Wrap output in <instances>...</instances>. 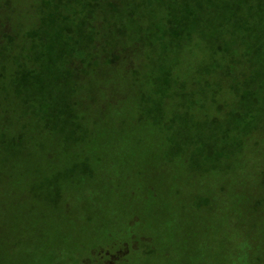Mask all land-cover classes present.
<instances>
[{
	"label": "rangeland",
	"instance_id": "374dc122",
	"mask_svg": "<svg viewBox=\"0 0 264 264\" xmlns=\"http://www.w3.org/2000/svg\"><path fill=\"white\" fill-rule=\"evenodd\" d=\"M5 1L9 11L0 0V23L13 21L16 44L1 52L0 33V264H264V190L254 180L264 170V145L255 134L226 129L235 122V101L226 86L214 95L211 56L175 53L174 79L188 97L166 101L160 116L153 106L160 92L146 83L151 70L96 72L74 94L72 108L80 117L74 130L62 128L68 120L53 113L51 94L62 84L45 77V97L37 98L39 83L16 76L15 107L28 94L37 99L41 116L15 130L19 113L9 106L17 41L34 38L54 3ZM58 3L63 13L71 6L68 0ZM243 15L255 26L264 8ZM160 18L154 27L162 28ZM45 34L47 58L38 63L40 52L32 44V55L24 58L38 72L50 70ZM161 60L172 67L170 59ZM197 68L206 72L198 77ZM217 101L225 108L222 134L210 121ZM1 107L9 110L11 125ZM257 117L252 112L236 122L240 128ZM47 123L53 130H35ZM232 138L238 140L235 152L219 158L203 153L202 145L220 150ZM122 240L131 242L118 248Z\"/></svg>",
	"mask_w": 264,
	"mask_h": 264
},
{
	"label": "trees",
	"instance_id": "16d2710c",
	"mask_svg": "<svg viewBox=\"0 0 264 264\" xmlns=\"http://www.w3.org/2000/svg\"><path fill=\"white\" fill-rule=\"evenodd\" d=\"M68 1L71 6L63 13L59 0H52V10L47 19L42 20L34 38L31 36L26 38V41H17V70L12 72L10 79L9 106L19 113L20 124H16L15 130L17 126H23L24 121L33 117L39 119L41 116V107L34 108L37 99L30 98L32 96L28 94H22L23 104L15 107V99L20 96L16 76L20 78L24 75L27 80L31 77L36 84L39 83L35 86V92L38 91L37 98L45 97V77L51 76L55 83L62 84V87H58L51 94L53 104L55 103L53 113L68 120L62 128L74 130L80 124V117L72 108L75 102L74 94L80 89L85 90L84 86L91 75L98 71L109 75L121 68L131 71L138 68L151 70L153 76L146 80V83L148 89L160 92V97L157 96L153 105L154 114L160 116L166 101L188 97L187 94L181 93L182 82H176L174 79L173 71L178 63L173 56L176 53L178 58L184 52H195L197 56L209 55L212 58V67L216 69L217 75L215 81H212L215 84L214 95L226 86V89L230 90L229 98L235 101L236 113L232 114L235 122L230 123L226 129H234L233 131L237 132L244 130L246 135L255 134L264 145V15L259 17L255 26L243 15L245 10L250 12L254 8H264V0ZM76 1L79 3L78 7ZM253 1L257 2V5ZM1 6L7 15L9 6L5 0H2ZM159 18L162 28L158 23L155 27L153 24L157 19L159 22ZM143 19L149 21L148 25H143ZM156 27L154 34L153 29ZM14 28L13 21L8 17L0 23V33L5 39L1 52L11 49L13 43L16 44ZM45 31L50 36L49 49L52 50L48 61L50 70L38 72L37 65L29 66L28 60L25 59L32 55L31 44L40 52L38 63L47 58L44 55L47 48ZM159 48H162L163 53ZM161 58L170 59L169 65L172 67L165 66ZM244 67L249 68L250 72L244 73ZM205 72L203 68L196 69L198 77ZM256 92H262L260 100L256 98ZM78 106L82 108V104ZM224 112V104L221 101L215 102L210 121L213 128L221 134L223 129H219V116ZM252 112H257L258 117L252 121L241 122L239 128L236 121L242 120ZM2 113L6 116V124L11 125L7 116L9 110L2 108ZM51 125L47 123L35 130L38 133L53 130ZM3 134L7 136V133ZM14 137L16 141L22 138L19 134ZM202 146V150L205 148L203 153L219 158L232 150L235 152L238 149V140L229 139L220 150L212 143ZM255 179L264 190V170L257 172ZM258 207L259 203L255 202L254 210L258 211ZM260 216L264 221V212L260 213ZM130 242L122 240L118 243V248L119 244L129 245Z\"/></svg>",
	"mask_w": 264,
	"mask_h": 264
}]
</instances>
